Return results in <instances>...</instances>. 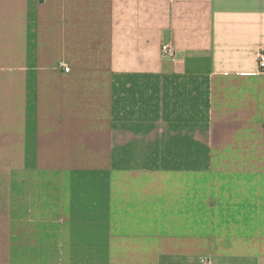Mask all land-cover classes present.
<instances>
[{
	"label": "crops",
	"instance_id": "1",
	"mask_svg": "<svg viewBox=\"0 0 264 264\" xmlns=\"http://www.w3.org/2000/svg\"><path fill=\"white\" fill-rule=\"evenodd\" d=\"M261 50L264 0H0V264H264Z\"/></svg>",
	"mask_w": 264,
	"mask_h": 264
},
{
	"label": "built area",
	"instance_id": "2",
	"mask_svg": "<svg viewBox=\"0 0 264 264\" xmlns=\"http://www.w3.org/2000/svg\"><path fill=\"white\" fill-rule=\"evenodd\" d=\"M161 52L163 54L164 57H170V58H174L175 57V48L167 43L162 44L161 46ZM258 68L259 71H264V50H261L258 54ZM69 69L67 67H65V71L67 72ZM203 262H205L206 264V260H202Z\"/></svg>",
	"mask_w": 264,
	"mask_h": 264
}]
</instances>
